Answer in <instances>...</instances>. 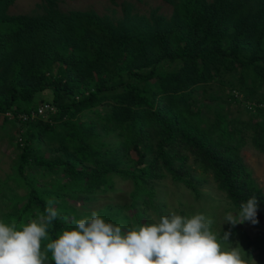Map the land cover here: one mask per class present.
Returning <instances> with one entry per match:
<instances>
[{"label":"trees","instance_id":"obj_1","mask_svg":"<svg viewBox=\"0 0 264 264\" xmlns=\"http://www.w3.org/2000/svg\"><path fill=\"white\" fill-rule=\"evenodd\" d=\"M41 1V14L11 15L14 0H0V135L14 128L20 152L0 180V222L19 229L53 200L58 218L42 249L92 211L127 227L203 213L214 230L208 204L175 208L158 193L166 178L197 200L211 182L234 213L255 197L254 225L264 221V190L241 155L252 147L264 157V0H168L169 17L125 5L117 21ZM45 89L57 114L30 118ZM113 91V102L94 103ZM238 96L243 111L233 115L226 106ZM114 174L132 183L127 206H74L112 191ZM240 229L216 231H230L232 243Z\"/></svg>","mask_w":264,"mask_h":264},{"label":"clouds","instance_id":"obj_2","mask_svg":"<svg viewBox=\"0 0 264 264\" xmlns=\"http://www.w3.org/2000/svg\"><path fill=\"white\" fill-rule=\"evenodd\" d=\"M49 199L44 213L17 229L0 222V264H248L231 232L213 230L203 213L191 217L171 212L139 226L107 221L97 211L73 217L72 228L49 241L58 210ZM255 197L228 212L223 224L257 223ZM221 226V227H222ZM51 252V261L47 255Z\"/></svg>","mask_w":264,"mask_h":264},{"label":"rangeland","instance_id":"obj_3","mask_svg":"<svg viewBox=\"0 0 264 264\" xmlns=\"http://www.w3.org/2000/svg\"><path fill=\"white\" fill-rule=\"evenodd\" d=\"M210 1V0H209ZM131 6L132 12L140 15H148L152 10H157L159 14L169 17L172 12V5L168 0H58V8L63 11H94L99 16H107L113 21H117L122 17V8L125 6ZM44 12L41 0H14L12 5L8 8V13L11 15L26 14L35 15ZM119 91L100 93L95 99L96 104H107L113 102L112 97L117 95ZM207 95H212L214 90L207 88ZM53 99L52 89H45L39 91L35 95V103L50 102ZM240 100L238 104H227L226 109L231 114H239L243 111L242 105L244 101L238 96ZM57 114V108L53 106V115ZM255 115V113H253ZM48 117V116H47ZM46 117V118H47ZM10 138L0 135V180L5 179L6 175L13 170L16 164L17 154L19 149L15 147L17 135L15 134L14 128L8 131ZM242 158L246 166L252 172L253 179L258 186L264 190V157L258 151L252 147H246L241 151ZM111 184L114 189L102 196H99L91 201L83 200L81 204H74L78 210L92 211L99 207H103L107 204H118L120 206H127L130 203L129 194L133 190L132 183L126 174H114L111 179ZM20 181V188L23 186ZM159 194L166 196L168 202L171 201L173 207L178 208L179 201L183 200L186 205L195 204L196 208L203 209L208 204L212 210H215V214L218 217L216 222V230H224L229 224H223V217L228 212H233V208L225 209L226 206L223 204V195L216 194L212 189V183L210 182L209 187L201 190L202 198L195 199L188 193V190L182 186H177L171 182L169 178L162 180L159 185ZM17 192L22 193L21 189ZM179 198V200H176ZM174 199V200H172ZM205 204V205H204ZM225 208H224V207ZM171 207V206H170ZM172 212V211H171ZM234 213V212H233ZM222 226V227H221ZM240 231L235 234V238L232 241V245L235 246L237 243L240 246L243 258L245 257L244 252L249 253L244 259L248 264L257 263L255 257L262 254V260L260 264H264V221H261L258 225L252 223L239 224ZM244 250V251H243ZM257 258V257H256Z\"/></svg>","mask_w":264,"mask_h":264},{"label":"built area","instance_id":"obj_4","mask_svg":"<svg viewBox=\"0 0 264 264\" xmlns=\"http://www.w3.org/2000/svg\"><path fill=\"white\" fill-rule=\"evenodd\" d=\"M49 115H53V106L48 104V103H42L36 108V112H33L30 115V118H35V117H42L46 118ZM23 119H28L27 116H24Z\"/></svg>","mask_w":264,"mask_h":264}]
</instances>
